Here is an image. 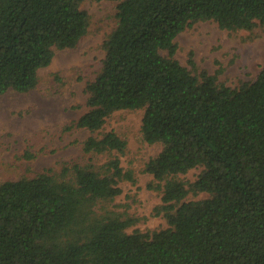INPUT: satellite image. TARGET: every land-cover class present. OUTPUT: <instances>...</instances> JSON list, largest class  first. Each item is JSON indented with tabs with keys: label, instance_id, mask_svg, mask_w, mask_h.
<instances>
[{
	"label": "trees",
	"instance_id": "trees-1",
	"mask_svg": "<svg viewBox=\"0 0 264 264\" xmlns=\"http://www.w3.org/2000/svg\"><path fill=\"white\" fill-rule=\"evenodd\" d=\"M82 1L0 0V94L34 88L55 49L76 46L89 25ZM115 1L88 110L66 125L90 132L82 151L110 156L0 182V264H264V65L230 86L174 56V38L197 21L264 26V0ZM138 108L143 139L161 144L143 171L167 227L128 232L136 218L103 204L134 180L118 157L126 140L94 133L112 112ZM194 167L195 180L176 177Z\"/></svg>",
	"mask_w": 264,
	"mask_h": 264
},
{
	"label": "rangeland",
	"instance_id": "rangeland-1",
	"mask_svg": "<svg viewBox=\"0 0 264 264\" xmlns=\"http://www.w3.org/2000/svg\"><path fill=\"white\" fill-rule=\"evenodd\" d=\"M116 5L115 0H83L80 6L89 14V25L76 46L55 49L51 62L38 70L34 88L23 92L8 89L0 94V182L32 177L45 170L59 171L73 162L102 163L110 156L82 151V142L90 132L66 129V125L88 110L85 84L102 64L103 42L116 25ZM174 42V56L182 65L195 73L207 70L230 86L254 79L264 65L262 25L252 30H228L213 20L197 21L178 33ZM190 53L194 66L189 63ZM142 115V108L116 110L94 133L113 130L126 140V148L118 157L123 169L133 172L134 180H121V193L103 204L123 216L136 218L127 227L128 232L167 227L166 219L155 213L161 203L160 191L151 187L156 180L143 171L161 144L143 139ZM200 171V167H194L176 177L193 181ZM205 195L189 193L187 199Z\"/></svg>",
	"mask_w": 264,
	"mask_h": 264
}]
</instances>
